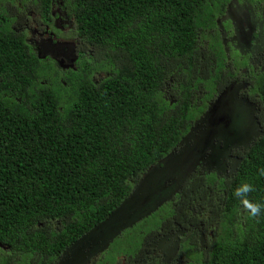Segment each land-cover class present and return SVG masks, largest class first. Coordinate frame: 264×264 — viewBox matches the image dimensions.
Masks as SVG:
<instances>
[{
    "label": "trees",
    "instance_id": "obj_1",
    "mask_svg": "<svg viewBox=\"0 0 264 264\" xmlns=\"http://www.w3.org/2000/svg\"><path fill=\"white\" fill-rule=\"evenodd\" d=\"M229 1L63 0L82 44L68 69L38 57L29 30L17 32L5 7L12 0L0 8V264H55L122 205L131 181L177 151L215 90L246 67L233 54L226 68L216 20ZM17 3L25 13V1ZM251 80L261 134L237 154L234 175L185 176L96 264L137 259L174 223L185 230L187 264H264V209L251 217L233 194L247 182L255 188L248 199L264 204V70Z\"/></svg>",
    "mask_w": 264,
    "mask_h": 264
},
{
    "label": "rangeland",
    "instance_id": "obj_2",
    "mask_svg": "<svg viewBox=\"0 0 264 264\" xmlns=\"http://www.w3.org/2000/svg\"><path fill=\"white\" fill-rule=\"evenodd\" d=\"M30 7H27L28 23L32 25L33 29L39 30L37 25L39 27L42 26L40 13L30 10ZM228 8L230 13L235 12L240 18L242 27L245 30L242 31L237 27L230 44V40L228 41L229 32H223L222 30L225 21L223 19H221L222 21L218 20L217 27L221 32L224 48L228 52L233 49V51L240 53V60L248 57L249 65L253 69L250 75L256 77L257 72L263 71L264 65V8L255 6L248 0H231ZM52 14L60 15L57 11ZM53 22L56 25L54 33L64 38L68 30L59 28L61 25L60 21L54 20ZM250 25H253V31L251 32L248 30ZM58 31L62 34L58 33ZM237 34L239 38H237ZM42 37H45V35ZM75 41L76 39L74 38ZM74 42L71 40L69 43V50L63 48L60 51L61 49L58 47L47 53L43 50L41 43L35 47L39 55L41 53L47 55L56 63L59 65L63 64L68 69L74 61L72 59L75 56L74 50L76 52L77 49H82V44L76 46ZM227 42L228 44H226ZM204 43L207 44V40ZM91 55L92 53H89V56ZM248 72L249 70H240L237 75L239 81L236 84H227L222 90L223 94L224 92L235 94L231 100V105L234 106V101H239L241 102L242 110H211L214 107V104H212L205 116L201 117V123L194 125L189 134L179 144L177 151L161 162V169L154 168L142 174L138 179L135 178L131 181V183L135 181L133 189L122 205L106 221L93 229L90 235L62 253L55 264H96L100 255L118 236L127 230H131L138 222L146 219L163 206L165 202L173 198L178 193L180 183L185 176L190 178L189 175L201 177L214 174L225 179L232 177L240 161L237 154L249 148L253 141L257 139L258 126L255 120L257 110L255 102H253L255 98L252 97L249 101L244 97V91L249 90L250 78ZM241 99H246V101ZM245 112L253 114L252 120L250 122L247 121V128L243 126ZM221 113L224 114L222 116L224 119H220L216 125L211 121L212 117L215 114L214 116L217 118ZM209 123L210 126H208ZM232 128H236L234 133L230 131ZM244 131H246V138L239 143L238 141L240 140H237V137H240ZM209 132L210 137L206 150L201 155L200 161H196L198 154L196 155L193 150L198 142L200 144L203 143L206 133ZM249 134H251L250 137ZM241 140H243L242 137ZM136 202L142 203L139 206L134 204L129 208L131 204ZM195 209L191 208L192 212H194L193 215L198 218H207L208 213L198 212L199 209ZM241 215L243 216V210ZM180 219H182V215ZM52 227L57 229L59 225L54 223ZM183 233L184 231L180 227L170 225V230L164 233L163 236L153 237V239L145 243L137 259L127 261L124 257H118L117 262L118 264H147L157 258L159 263L155 262L154 264H187L186 253L184 255L180 251V243L186 238L183 237ZM200 233H203L201 229ZM203 244L204 241L200 238L198 243L199 250H201Z\"/></svg>",
    "mask_w": 264,
    "mask_h": 264
},
{
    "label": "flooded vegetation",
    "instance_id": "obj_3",
    "mask_svg": "<svg viewBox=\"0 0 264 264\" xmlns=\"http://www.w3.org/2000/svg\"><path fill=\"white\" fill-rule=\"evenodd\" d=\"M19 1L20 0H12V5L8 4L5 7L8 8L9 12L13 15V17H15V23L14 24H15V27L17 28V32L18 33L23 32V29L24 28H26L27 30H29L30 35L28 37V42L31 45V47L36 48L35 46L36 45H39L41 43V45L43 47V50L46 53L48 51H50V50L52 51V50H54L55 48H58V47H59V49H61L60 51H62L63 48H67L69 50V47H70L69 43L71 42V40L74 42V37H73L74 34L73 35H71V34L75 30H74V22H73L72 18L68 16V14L66 12V9L64 8V5H63V0H50V5L48 6V10L47 11H43V10L39 9V5H40L41 1H43V0H24L25 3H26L25 4L26 9H24L25 13L21 12L20 10H18V9H20V7L22 8V6H20L17 3ZM7 2H8V0H0V8H2L3 5L7 4ZM229 2L224 7L223 14L220 17H218V19L216 20V24H217V21L218 20L223 19L225 21L224 24H223L222 30H223V32L224 31H228L229 32L228 41L230 40L229 43L231 44V40L233 39V35L235 33V29L238 27V29H241L242 31H244L245 28L242 27V24L240 22L241 20L236 15V13L235 12L230 13V11H228V9H229L228 8ZM28 6H31L29 8L30 10H34V11L40 13L41 22L43 24L41 23V25H42L41 27H39L37 25V28L39 30L33 29L32 28V25H30L28 23V14H27V7ZM54 11H57V13H59L60 15H58V14L57 15L56 14L53 15L52 13ZM32 14L35 16L34 13H32ZM50 14H51V17H50ZM54 20L57 21V22L60 21L61 25H60L59 28L61 30H65V29L68 30V32L65 34V37L64 38H62L59 35H57V34L54 33V31L56 29L55 28L56 25L53 22ZM226 23H228V24L226 25ZM216 29H217V31L219 33V36H220V39H221V43L223 45L221 32H220V30H219L218 27ZM248 30H249V32L253 31V25H250L248 27ZM58 33H61V32L58 31ZM43 35H45V37H42ZM67 36H69V37H67ZM237 38H239L238 34H237ZM226 44H228V42ZM36 50H37V48H36ZM223 50H224L225 55L227 56V62L229 64V65L226 66V68H229L230 69L231 66L233 67V64H232V62H233V59H232L233 54H236L237 55V58L236 57L235 58L239 62H243L244 60H246V67H244L243 69L244 70H249L248 73H249V78H250V80H249L250 81L249 82V88H250L251 85H252V83H251L252 80L251 79L252 78L254 79V77H252V75H250V72L253 69L249 65V62H248V59L249 58L248 57L247 58L244 57V58H242L240 60V55H241L240 53H238L237 51H233V49L231 50V52H228V51L225 50L224 45H223ZM74 53H75V50H74ZM89 53H92V55L89 56ZM37 55H38V57L39 56H41V57L42 56H47V55H43L42 53H41V55H39L38 54V51H37ZM76 56L77 55L75 53V56H73L72 59H74V58L76 59L77 58ZM92 56H93V52H91V51H89V52L86 51V53L84 54V57L85 58H88V59L91 58ZM47 58L51 59L49 56H47ZM75 63H76V61H73L70 64L69 67H73V65L75 66ZM263 70H264V65H263ZM238 81H239L238 76H236L234 79H228L227 78L226 81H225V84L221 87V89H219L217 91L215 90L216 93L214 94L213 98L210 101L207 102L206 112H207V110H210V107H211L212 104H214V107H212L211 110H219V109H221V110H242L241 102H239V101L238 102L234 101V106L231 105V102H232L231 100L235 96V94H232L230 92L229 93L224 92V94H223V92H222V90H224V87L227 84L228 85H230V84H236ZM165 96H166V98H167L168 101H170L171 103H173V98L175 97V95H174V93H173V91L171 89H167L165 91ZM244 97H246V99L250 101V98H252V96H250L249 90L244 91ZM254 98L256 100V97H254ZM246 99H241V100L246 101ZM253 102H255V101L253 100ZM256 110H260V108L257 105H256ZM205 113L203 114L204 116H205ZM214 115H213L211 121L214 122L217 125L218 122H219V119L224 114L223 113L219 114L217 116V118H215ZM252 116H253V114H251V113L250 114H247L245 112V119L243 120V126L245 128H247V124H248L247 121L250 122V120H252L251 119ZM201 117L195 122V124H194L195 126L198 123H201L200 122V119H202ZM208 126H210V123H209ZM258 132H259V127H258ZM250 135L251 134H249V136ZM209 137H210V132L209 133H206L207 142H209V140H208ZM237 140H240V141H238L239 143H241L242 141H244V140H241V138H239ZM173 225L174 226L176 225V226L180 227L176 223H174ZM183 234H185V232Z\"/></svg>",
    "mask_w": 264,
    "mask_h": 264
},
{
    "label": "clouds",
    "instance_id": "obj_4",
    "mask_svg": "<svg viewBox=\"0 0 264 264\" xmlns=\"http://www.w3.org/2000/svg\"><path fill=\"white\" fill-rule=\"evenodd\" d=\"M227 159V157H226ZM258 174L264 176V168L259 169ZM255 190L254 186L250 183H241L234 191V196L239 198L244 209L247 210L251 217H257L261 214L262 209H264V204L255 203L248 199L249 193Z\"/></svg>",
    "mask_w": 264,
    "mask_h": 264
},
{
    "label": "water",
    "instance_id": "obj_5",
    "mask_svg": "<svg viewBox=\"0 0 264 264\" xmlns=\"http://www.w3.org/2000/svg\"><path fill=\"white\" fill-rule=\"evenodd\" d=\"M61 66L63 67L64 65L63 64H61ZM236 117H237V115H236ZM220 119H224L223 117H221ZM219 119V120H220ZM235 129L236 128H232L230 131L232 132V133H234L235 132ZM243 138V140L246 138V131H244L243 133H241V135H240V137L238 136L237 137V139L238 138ZM250 137V136H249ZM205 140L203 141V143L202 144H200V142H198L197 144H196V146H195V149L193 150V152H195L196 153V155H197V160L196 161H200V159H201V155L203 154V152L206 150V147H207V145H208V142H207V138H204ZM189 155H191V154H189ZM140 203H142V202H136V203H133V204H131L130 206H129V208H131L134 204H137V206H139L140 205Z\"/></svg>",
    "mask_w": 264,
    "mask_h": 264
}]
</instances>
